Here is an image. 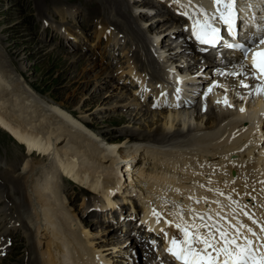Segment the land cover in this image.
<instances>
[{
    "label": "bare ground",
    "instance_id": "obj_1",
    "mask_svg": "<svg viewBox=\"0 0 264 264\" xmlns=\"http://www.w3.org/2000/svg\"><path fill=\"white\" fill-rule=\"evenodd\" d=\"M131 1L100 0L99 9L107 10L104 15L113 13L117 18L116 21H109V24H114L112 27H109L107 22V26L99 27L100 33L108 41L107 51L110 52L120 41L119 38L112 40L113 33L119 36L123 32L128 42H137L135 46L138 51L133 53L134 62L126 59L128 70L122 71L124 75L135 76V81L138 82L137 93H143L144 87L152 79L148 75L161 77L151 83L154 96L158 98L156 108L166 105L169 107L167 112L158 110L161 128L152 130L150 125L147 128L150 132L145 136L139 133L140 131H128L127 139L117 145L103 141L87 128L81 118H75L61 106L35 96L13 70L0 63V125L14 133L18 141L26 143L28 153L35 149L39 154L47 155L51 161L56 162V167H52L51 185H43L49 188L46 190L48 194L53 192L54 195L47 201L42 200L40 196L42 183L48 181L49 177L45 164L41 167L35 159H28L21 174L9 176L8 191L13 194L15 203L0 206V235L20 227L28 245L27 260L21 261L20 264H114L93 242V234L85 230L76 213L66 205L67 199L62 198L63 192L60 191H63V187L58 181V174L62 172L65 177L73 179L74 183L77 182L89 191L100 194L101 201L96 204L98 213L92 212L97 213L96 216L119 217L118 220L125 217L126 220L118 221L114 227L108 222L112 228L122 232L119 235H124L125 238L128 235L127 239L130 240L127 243L125 239L120 249L114 251L118 258L116 262L124 263L127 259H122V256H128L131 246H134L133 250L140 247L139 239L142 240L145 236L183 237V233L175 227L176 224L187 228L193 236L198 229L201 238H208V231L211 229L218 242L220 241L217 228H222L230 235H236L233 229L242 224L244 227L240 228V232L253 240V251L258 254V258L264 257V231L261 230L264 228V94H256L259 88L264 87L263 84L259 80L246 79L245 82L250 87L241 89L239 80L244 79V76L234 77L230 73L250 70L246 65L242 68L240 61L228 60L227 56L231 53L223 52L225 61L221 63L215 60L205 61L198 54L195 60L192 57L195 56L192 48L180 42L182 37L177 36L182 25L179 21L187 20V15L195 16V13L204 7L209 12L210 8L216 11L212 0H185L186 5L179 0H142L141 4L152 2L157 5V10L164 9L169 14L167 17L156 16V20L147 28L139 26L145 7L138 5L144 9L137 16L134 14L137 5ZM192 1L194 3H191ZM124 13L130 16V20ZM166 18L175 21L173 28H159H162L170 39L167 37L159 44L157 35V39L153 38L149 46L150 41L147 42V39L150 31L155 29L159 22H165ZM184 24L187 25V21ZM71 34L72 32L69 33L70 37L74 38ZM244 34L251 36L247 31H244ZM163 46L166 52H159L161 49L163 51ZM141 48L145 49V56H149L146 61L140 56ZM2 57L0 54V61ZM239 58L240 55L235 60ZM142 62L148 63L150 74L140 68ZM203 67L205 68L202 71ZM207 68L213 72L211 75L214 81L211 85L208 83V74H205ZM105 71L107 77H113L112 70ZM81 79L78 73L72 80L79 82ZM225 82L230 85L227 86ZM194 85L206 88V91L196 107L197 110L189 113L195 106V96L201 94ZM126 87L123 85L122 89ZM185 90L191 91V98ZM95 92L97 95V90ZM167 94H172L176 99L172 97V100L166 102ZM225 97L232 107L224 105ZM202 103L211 104L210 109L205 112ZM241 108L245 111L241 112ZM186 112L196 120V125L191 127L194 124H190L186 134L172 133L178 117ZM153 114L154 120L157 115ZM139 115L140 113H137L133 118L131 113L129 117L135 121ZM120 116L117 119L119 123L128 119L124 114ZM150 133L154 135L151 136ZM138 137H141L140 141L155 143L132 144V140ZM147 137L155 139L149 141ZM158 143L161 145H156ZM10 167L14 168V165ZM37 171L43 172L41 176L44 175V179L40 177L35 180L37 182L31 193L26 183L28 180L32 181ZM125 178L128 183L126 185L123 184ZM141 179L144 182H141ZM27 191L31 193L30 196ZM33 193L35 202L31 196ZM4 194L5 191L0 188V202L5 198ZM134 199L139 200L143 214L141 218L133 221V215L127 219L126 214H122L121 203L134 207ZM204 203L210 204V209L199 216L197 212L204 209ZM212 205L220 209L214 211ZM134 209L137 211V208ZM154 211L160 214L159 222ZM200 217L204 219L201 220ZM253 220L256 223H253ZM166 221H170V224ZM196 221L203 225L199 227ZM252 224L260 225L254 227L260 233L259 237H253L246 231ZM148 225L150 231L147 229ZM220 244L222 245V242ZM196 246L203 249L202 244ZM17 251L19 249L14 250V253ZM6 252V246L2 243L0 260ZM4 261L8 262L4 259L1 263ZM132 263L139 264L134 261Z\"/></svg>",
    "mask_w": 264,
    "mask_h": 264
},
{
    "label": "rangeland",
    "instance_id": "obj_2",
    "mask_svg": "<svg viewBox=\"0 0 264 264\" xmlns=\"http://www.w3.org/2000/svg\"><path fill=\"white\" fill-rule=\"evenodd\" d=\"M141 2L142 0L131 1L132 4L137 5L135 9L133 8L134 14L136 13L137 16L140 15L144 9L143 7L139 8V6L143 5L145 7V12L142 13L143 19L139 22V26H146L145 28H147L156 20V16H169L168 12L164 9L157 10L156 4L152 2L151 4H141ZM99 4L100 0H0V54L3 56L0 63L13 70L19 80L35 96L61 106L65 111L73 114L75 118H81L82 121H85L83 123L87 128L98 135L103 141L117 145L127 139V136H129L128 131H140L139 133L145 136L146 133L150 132V130L147 129L148 126L152 125V130L161 128V122L159 121V115L157 113L160 111L167 112L169 107L166 105L161 108H156L158 98L154 96L151 83L153 80H160L161 77H152L148 63L142 62L140 64V68L142 70L144 68V71L150 74L148 75L149 78H152L144 87L143 93H137L136 86L138 82H136L135 76H128V74L124 75L122 72L128 70L126 69L128 61L134 62L135 60V57L133 58V53L138 51L135 46L137 43L135 40H133L131 44L128 42V39L124 37L125 34L123 32H121L119 36L113 33L112 40L119 38L120 41L116 44L117 46L115 49H112L111 52L107 51L108 41L101 36L100 28L102 26H107V23L109 27H112L114 24H109V21H116L117 18L113 13H108V15L106 14L105 16L104 12L107 10H100ZM110 9L111 6H109V10ZM125 14L126 13H124V15ZM125 16L130 20L128 14ZM164 20L165 22H159L156 25L157 27L150 31L151 34L149 33V39H147V42L148 40L150 41L148 42L149 46H151L153 38L157 39V35H159V44L162 43V40L167 39L168 34H164L161 30L162 28L159 27L163 26L170 29L175 21L168 18ZM181 22L182 21H180V23ZM180 25H182V27ZM180 25L179 32L185 28L183 24ZM139 26H136V28L140 29ZM70 32H72L71 35L74 38L70 37ZM168 39L170 38L168 37ZM180 42L185 43L184 38H181ZM139 45H141V43ZM164 47L165 46H163V51L161 49L159 52H166ZM140 50H142L140 56L146 61L149 56H145L146 54L143 53L145 49L143 50L141 48ZM153 53H156V51H153ZM196 56L195 54V56L193 55L192 57L196 60ZM211 62H213V60H211ZM204 68L205 67L202 68V71ZM20 69H22V71ZM105 69L112 70L114 72L113 77H107L105 75ZM210 70V68H207L205 74H208V83L211 85L214 78L211 75L213 72ZM78 73H80L82 79L79 80V82L78 80H72ZM226 84L227 86L230 85L229 83ZM123 85L127 87L122 89ZM193 87H196L197 90L199 89L198 92H201V94L195 96V106L193 105L194 107L189 113L197 110L196 107L201 102L203 93L206 91V88L202 89L196 85ZM241 89L243 88L241 87ZM95 90L98 92L97 95H95ZM146 90H148V92ZM186 92L189 95L191 91L185 90V93ZM243 92H245V89ZM191 96L192 95H189L190 98ZM172 97V94H167L166 102L172 100ZM135 102L140 105H135ZM203 106L206 112L207 109H210L211 104ZM131 113L133 118H135L137 113H140V115L133 121V118L129 117ZM153 113L157 115L154 120L152 118L154 115ZM122 114L128 119L123 123H119L117 119L121 117L120 115ZM189 116L187 112L181 114L175 123V127L172 129V133L179 134L181 132L183 135L184 133L186 134L190 124H194L191 125V127L195 126L196 120ZM130 118L131 124L129 123ZM154 123L156 124L154 125ZM150 135L152 136L154 134L150 133ZM156 138L160 139L158 136H156ZM147 139L152 141L155 138L147 137ZM140 140L141 137H138L136 140H132L131 143L141 142L144 145L155 143ZM156 145L161 144L158 143ZM27 147L26 143L17 140L14 133L9 132L0 125V188L5 191V198L2 201L3 203L0 202V206L15 203L13 194L8 191L9 185L7 181L10 175L17 176L21 174L26 160H31L32 158L35 159L36 162H39L38 164H40L41 167L45 164V170L50 177H48V181L42 183L41 199L47 201L54 196L52 195L53 192L48 194L46 190L49 188L43 185H51L53 180L52 167H56V162H54V160L51 161L50 157L47 155H43L42 153L39 154L35 149L28 153ZM52 162H54L55 165ZM11 165H14V168L10 167ZM45 170H43V172ZM124 170L123 168V172ZM43 172L37 171L33 179H31L32 181H27L26 186L28 190L30 188L31 193L37 182L35 180H38L40 177L42 180L44 179V175L43 177L41 176ZM58 175H60L58 178L59 184L63 187L62 189L59 187L63 190L60 191L59 189V191L61 193L63 192L61 195L62 198L65 197L67 199L68 203L66 205L70 210L76 213L78 220L83 224L85 230L93 234V242L97 247L102 249L103 254L107 255L108 260L114 264H121L119 261L116 262L118 258L115 256L114 251L120 249V245L125 239L128 241L127 243H129L130 240L127 239L129 236L127 235L125 238L124 235H119V233L122 232L111 226L114 227L120 220L123 222L126 220L125 217H121L120 220H118L119 217L96 216L98 213L96 204L98 201H101L100 194H97L95 191H89L88 188L80 186L77 182L74 183L73 179L65 177L62 172H59ZM126 179L127 178L123 180L124 185L127 183ZM27 192V195L30 196L29 194L31 193H29V191ZM31 196L32 200L35 202L34 193ZM133 201H135L134 207L131 205H124L126 203H121V212L122 214H126L125 216L127 219L134 216V221L142 217L143 209L139 207V200L134 199ZM134 208H137V211H135ZM88 211L91 212L88 213ZM94 211H97V213H92ZM93 216L95 217L93 218ZM108 222L112 223V225L110 226ZM115 235L118 237L115 238ZM145 238L147 239L149 236ZM0 240V244L2 245V243H4L7 249L3 258L8 261L1 263V261L4 260L2 258L0 264H20L21 261L27 260L28 245L20 227H15L11 229V231H7L5 234L0 235ZM133 247L134 246H131V248L129 247L131 252H129L128 256H122V259H127V262L124 261V263L126 262L125 264H133V261L135 263L138 262V260L135 259V249L133 250ZM16 249H19V251L14 253ZM136 250L138 251V249ZM140 255L142 261V254H139V259Z\"/></svg>",
    "mask_w": 264,
    "mask_h": 264
},
{
    "label": "snow or ice",
    "instance_id": "obj_3",
    "mask_svg": "<svg viewBox=\"0 0 264 264\" xmlns=\"http://www.w3.org/2000/svg\"><path fill=\"white\" fill-rule=\"evenodd\" d=\"M213 3L218 6L220 19L228 26L229 34L235 35V22L238 19V0H213ZM200 24V33H197V39L201 43L215 44L218 40V30L211 26L209 20L205 18L203 23L197 21ZM204 37H210L205 39ZM230 48H238L242 53V61L240 66L243 68L247 64V58L252 55V64L250 72H232L231 76H244V79L239 80V86L243 88H249L250 85L245 82L246 79L259 80L264 83V36H262L258 42L245 46L244 43L229 44ZM233 67H236L233 65ZM211 89H209V92ZM257 95L264 94V87L257 90ZM220 103V101H217ZM226 107H232V104L225 97L223 101ZM241 112L245 109L241 108ZM154 215L157 216L159 222V213L154 211ZM247 215V213H246ZM203 220V217H200ZM249 219L251 217L249 216ZM256 223L255 220L252 221ZM166 223H169L166 221ZM171 226V225H170ZM175 227L183 233V246H180L178 241L173 238L170 241L171 247L168 251L183 264H264V257L258 258L253 251V240L249 239L246 235L240 232V228L244 225L240 224L235 227L233 231L236 235H230L222 228H217L219 234V241L216 240V235L209 229L208 238H201L199 230H196V235L193 236L187 228H182L181 225L176 224ZM207 227V226H206ZM264 231V228L261 229ZM163 231V229H161ZM248 233H251L253 237L256 233L251 227L246 228ZM167 236V233H165ZM239 237V239L237 238ZM241 241H243L241 243ZM202 244V251H198L193 245Z\"/></svg>",
    "mask_w": 264,
    "mask_h": 264
}]
</instances>
